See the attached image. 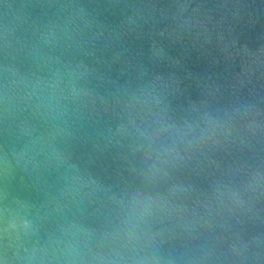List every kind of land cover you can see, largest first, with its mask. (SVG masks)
Returning a JSON list of instances; mask_svg holds the SVG:
<instances>
[{"label": "water", "instance_id": "water-1", "mask_svg": "<svg viewBox=\"0 0 264 264\" xmlns=\"http://www.w3.org/2000/svg\"><path fill=\"white\" fill-rule=\"evenodd\" d=\"M0 264H264V0H0Z\"/></svg>", "mask_w": 264, "mask_h": 264}]
</instances>
